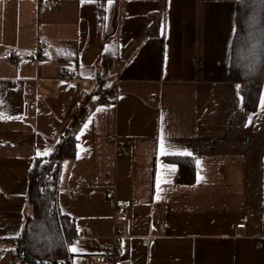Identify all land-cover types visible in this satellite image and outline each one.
<instances>
[{"label":"crops","instance_id":"0c3cea01","mask_svg":"<svg viewBox=\"0 0 264 264\" xmlns=\"http://www.w3.org/2000/svg\"><path fill=\"white\" fill-rule=\"evenodd\" d=\"M54 1L0 0V264H27L30 173L81 111L58 179L69 264H264V83L247 109L230 78L238 0ZM14 47L27 57L4 60ZM173 156L194 159L193 182Z\"/></svg>","mask_w":264,"mask_h":264},{"label":"trees","instance_id":"16d2710c","mask_svg":"<svg viewBox=\"0 0 264 264\" xmlns=\"http://www.w3.org/2000/svg\"><path fill=\"white\" fill-rule=\"evenodd\" d=\"M230 78L241 84L246 108L257 110L264 83V0L237 2ZM83 112L75 116L72 127L61 135L57 150L39 159L30 173L32 213L27 216L18 243L21 257L27 264H63L69 257V246L77 236L75 219L60 209L58 179L63 159L77 153L76 131ZM170 159L180 166V182L194 181L195 161L192 157L173 156Z\"/></svg>","mask_w":264,"mask_h":264},{"label":"built area","instance_id":"2783aa9c","mask_svg":"<svg viewBox=\"0 0 264 264\" xmlns=\"http://www.w3.org/2000/svg\"><path fill=\"white\" fill-rule=\"evenodd\" d=\"M56 3H58V0L51 2L50 5ZM38 47L43 48V44H39ZM26 57H27V53L23 49L16 47L8 49L2 54V58L4 60L15 61V62ZM157 97H158V93L156 91H153L151 93V98L156 99ZM115 141H116V154L117 156H122L124 154L123 145L120 141L116 139V137H115ZM82 187H83L82 183H77L75 185L73 195L79 194L81 192ZM116 208L120 212V219L122 220L127 219V205L125 203H118L116 205ZM155 209H159V208L155 206ZM237 226L245 227L246 221L242 220L238 222ZM146 241L148 242L149 240ZM90 263L91 264H123V260L120 257L116 256L115 253H99V254H94L91 257ZM63 264H69V259L66 258L63 261Z\"/></svg>","mask_w":264,"mask_h":264},{"label":"snow or ice","instance_id":"6c2138e0","mask_svg":"<svg viewBox=\"0 0 264 264\" xmlns=\"http://www.w3.org/2000/svg\"><path fill=\"white\" fill-rule=\"evenodd\" d=\"M185 154H187V153H185ZM199 177H198V182H199ZM73 252H75L76 251V249L75 248H73V249H71Z\"/></svg>","mask_w":264,"mask_h":264}]
</instances>
